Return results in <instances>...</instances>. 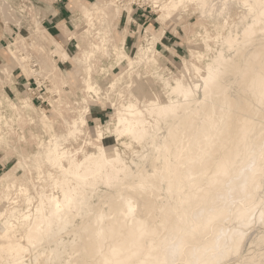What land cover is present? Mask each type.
Here are the masks:
<instances>
[{"label":"bare ground","instance_id":"1","mask_svg":"<svg viewBox=\"0 0 264 264\" xmlns=\"http://www.w3.org/2000/svg\"><path fill=\"white\" fill-rule=\"evenodd\" d=\"M151 1L161 23L190 5L198 12V30L191 36L200 35L203 45L189 49L190 59L197 60L190 66L198 82L186 78L185 62L177 74L160 67L162 53L155 43L163 32L145 30L130 54L127 28L118 39L112 35L121 7L115 4L111 14L106 8L115 0L73 1L75 17L86 23L74 54L48 34L37 15L31 34L45 56L37 60L38 68L21 51L25 35L19 32L9 41L12 61L25 75L51 77L59 97L50 100L56 114L51 118L18 90L11 67L2 68L0 144L11 141L4 130L13 132L15 123L36 118L48 138L33 134L38 140L33 152L14 144L18 161L0 173V264H27L30 250L35 262L42 258L45 264H264V249L237 257L244 227L253 217L264 222V193L259 194L264 188V0ZM4 3L0 0V9ZM25 4L34 9L23 0L15 6L20 17ZM126 8L129 16L131 7ZM72 38L75 32L66 35ZM103 55L126 68L110 75L101 65ZM54 56L82 68L77 106L63 100L60 91L69 81ZM141 65L149 72L140 73ZM132 75L135 91L121 94L117 83ZM144 77L148 80L138 83ZM157 81L166 95L156 89ZM5 82L17 103L2 87ZM110 92H117L110 119L95 125L94 137L86 132L94 150L78 155L64 147L88 128V98L99 102ZM62 103L75 115L67 118ZM59 119L63 131L54 129ZM23 138L20 126L18 139ZM106 139L125 149L137 144L140 150L133 149L135 157L127 161L119 147L105 146ZM18 169L22 173L16 176ZM258 232L256 244L262 246L264 229ZM65 233L71 238L64 239Z\"/></svg>","mask_w":264,"mask_h":264},{"label":"rangeland","instance_id":"2","mask_svg":"<svg viewBox=\"0 0 264 264\" xmlns=\"http://www.w3.org/2000/svg\"><path fill=\"white\" fill-rule=\"evenodd\" d=\"M22 1L23 0H5L4 7L0 9V37H2L3 39L0 40V76H3L2 74L3 67H8V68L11 67L12 69L11 71L13 74L12 78L14 81L17 82L18 90H20L21 92L25 91V94H27V96L31 98V101L35 106L40 107L43 111L49 113V116L51 118H54L56 114L53 112V107L50 100L59 97L55 92V87L53 85L54 81L52 82L51 77L44 75H40V76L33 74L25 75L21 70V67L17 63L16 65L15 62H13L14 60L12 61L11 55H9L7 52V45L9 41L14 40V37L16 36L17 33L20 32L21 34L25 35L26 39H25L24 47L21 51L23 52V54L25 52L29 53L31 55L29 63L32 64L33 68H38L39 62H37V60L41 62L42 58H44L45 56L41 54L38 45L34 39V36L31 34L33 29V23L35 22V17L37 15H38L37 19L40 21V24L45 28L48 34H50L52 38L62 41L63 46L65 47V49L68 51L69 54H74L78 51L77 40L82 39L83 34L81 32L86 28L85 26L86 23L84 19L80 17L78 18V16L75 17V12L72 10V4L74 0H29L31 1L35 10L34 9L31 11L28 10V7H26L28 6V4H25L26 8H24L25 11L22 14L23 17L22 16L20 17L15 12L16 9L15 6H18L19 4L21 5ZM78 1L88 5L94 1L104 2L106 0H78ZM115 1L116 2L114 4L112 3L110 5H107L106 8L109 14H111L115 8V4H119L121 7L118 17L117 16L113 17L114 25L112 28V35L114 38L118 39L119 36L124 33L123 31L124 27L127 28V33L125 36V43H126L125 47L130 54L134 51L135 46L142 41V36L145 30L149 32L154 31L155 33L163 32L160 39L155 43V47L159 50V52L162 53L160 59L158 60L160 67L166 66L169 68V70L177 74L179 70H181L185 62V65L190 68L189 71L186 72L185 75L186 78L198 82V78L196 77L195 73L193 72L190 66V61L197 62V60H195V58L193 57H191L190 59L189 49L192 47L197 50L198 48H201L203 43L200 35L191 36L192 35L191 31H193L194 33L195 31L198 30V26L195 23L198 19V12L194 10V8L191 5L187 6L186 9L182 8L183 11L182 9H179L173 17L166 19L163 23H161L157 18L160 12L157 11V8H153L151 0H126L129 3H127L124 0L123 1L115 0ZM62 6L64 7L63 9H61ZM125 6L131 7L130 8L131 10L129 9L130 10L129 16H128V10ZM231 17L229 19H231ZM73 18H75L74 25H73L74 22H72ZM17 21H19L20 25L17 23ZM185 23H186V28L185 26H183ZM210 24H211L210 22L208 21L206 22V27L208 28V25L210 26L209 30H211V25H212ZM188 25L190 26L189 30H188ZM68 28H70V31ZM69 32L70 34L75 32L76 38L66 40V35H68ZM51 36L48 37V39H46L47 40L45 42L46 49H48L52 45L50 41ZM190 43L193 44L190 46ZM210 43L212 42L210 41ZM84 44L85 43H83V46ZM54 58L57 61L61 70L67 76V79L69 81L68 85L61 88L60 93L62 97H64L63 100L65 102H67L68 104L69 103L73 104V102L75 101L74 96L76 95V97L79 98V96H81L83 92L82 68L76 63H74L72 60L62 62L58 56H54ZM110 63H111V57H106L103 55L101 65L106 66L105 67L106 69L109 68L110 70L109 74L112 76L117 75L122 70H124V68H126L125 62L120 66L113 65ZM13 64L14 66H12ZM138 69L142 74H145V72H149L148 71L149 68H147L144 65H141ZM147 80L148 78L144 77L143 79L141 78L140 80H138V83ZM136 82L137 80L135 79V77H133V75L132 77L124 76L122 80H120L119 83H117V87H119L121 94L124 95L126 92L135 91ZM155 84H156L155 85L156 89L158 88L157 90L159 92H162L161 93L162 95H166V91L163 88L162 83L157 81V83ZM2 87L4 88L6 93L10 96V98L15 103H17L18 98L15 94V91L12 90L10 84L5 82L3 83ZM113 92L112 93L110 92L107 97L103 96L99 100V102H94L92 101L91 98H88V102L90 105V114L87 115L88 128L84 127L83 133L82 132L79 133L80 135L78 134L76 136L77 138L70 137L67 139V141H64L63 143L64 147L66 148L68 147L72 151L74 150L77 151L78 155H81L82 150H86L88 152L94 150L93 145H91L87 141L88 136L86 132L88 130L89 135L91 137H94L95 125L97 123H105L107 120L110 119L111 114L113 113V107L111 106V102L112 100L115 101L117 100L116 99L117 92L115 93ZM75 104L73 105L77 106ZM65 106L66 104L62 103L61 108H63V114L67 118L74 116L75 112L72 111V107L71 106L69 107L68 105L66 106L67 107L66 108ZM2 110L4 111L3 108ZM20 126L24 128V138H23L25 139L24 142H22L23 140L20 141L18 139V131L20 130ZM12 128H13V132H11L10 130H4L5 132H7V134L9 133L8 138L12 142L11 141L8 142V145L4 143L0 144V173L8 170L12 165H14L18 161V153L14 148V144H17V147L20 148V150H22L23 148L24 150L33 152L36 149H38V140H36L33 134L38 133L39 136L44 140H47L48 138V130L46 128H43L42 125L39 124L37 118L36 121L31 124L27 120H23V121L21 120V122L15 123L12 126ZM54 129L56 131L59 130L63 131L64 124L61 119L55 122ZM104 143L106 147H111L112 145L119 147L121 154L122 153L124 154V155L122 154V156L127 161L130 160V156L131 158L135 157L134 156L135 154L132 152L133 149L140 150V147H138L137 144L136 145L133 144L132 148L125 149L124 147H122V145H118L115 142L111 141L110 139H106ZM17 171L15 174L16 176H19L22 173V170L18 169ZM263 193H264V188L262 187L259 190V194L263 195ZM20 205H21L20 208L22 206L25 207V203H23V205L21 203ZM231 222L228 223L230 224V226L232 224L236 225L234 221ZM263 223L261 222L259 223V221L257 222V220H255V218L253 217L251 224L244 227L246 236L243 242L244 244L242 245V248L237 255L238 258L244 257L248 253L258 252L259 250L264 249V244L261 243L263 247L260 244H256V237L258 234H260L258 231L264 229ZM67 235L68 238L66 236V233L65 235H63V238L66 240L71 238L70 234ZM252 238L254 241H252ZM29 252H30L29 256L25 257V261L27 264H36V263L39 264L40 261L41 264L42 261H44L42 258H40L38 259L39 261L35 262L34 259L32 258L33 256L30 255L32 254V250H30ZM229 258L232 259L229 256L228 260H230ZM27 259H29L30 261L27 262ZM224 262L226 261L224 260ZM224 262L222 264H224Z\"/></svg>","mask_w":264,"mask_h":264},{"label":"crops","instance_id":"3","mask_svg":"<svg viewBox=\"0 0 264 264\" xmlns=\"http://www.w3.org/2000/svg\"><path fill=\"white\" fill-rule=\"evenodd\" d=\"M64 7L62 6L61 9H63ZM0 40H3L2 37H0Z\"/></svg>","mask_w":264,"mask_h":264},{"label":"built area","instance_id":"4","mask_svg":"<svg viewBox=\"0 0 264 264\" xmlns=\"http://www.w3.org/2000/svg\"><path fill=\"white\" fill-rule=\"evenodd\" d=\"M34 64V63H33Z\"/></svg>","mask_w":264,"mask_h":264}]
</instances>
